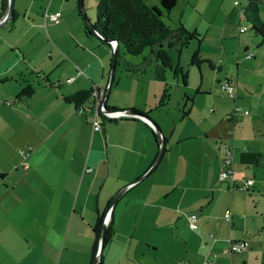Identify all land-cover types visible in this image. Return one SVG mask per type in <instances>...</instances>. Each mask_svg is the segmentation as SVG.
Masks as SVG:
<instances>
[{
    "label": "crops",
    "instance_id": "obj_1",
    "mask_svg": "<svg viewBox=\"0 0 264 264\" xmlns=\"http://www.w3.org/2000/svg\"><path fill=\"white\" fill-rule=\"evenodd\" d=\"M70 1L13 0L12 21L8 17L0 24V264H89L93 225L98 218L102 222L107 208L103 264H140L146 255L148 259L139 247L148 246V222L155 223L154 228L175 227L179 235L183 229L185 237L179 252L164 257L152 251L159 260L143 264H175L180 259L189 264H205L207 259L212 264H264L255 261L264 251V204L247 207L233 191L250 178L248 195L264 194V125L255 126L256 146L233 136L224 141L221 130L216 132L221 136L203 126L188 130L185 120L197 121L188 108L183 110V91L174 104L167 97L156 105L163 84L170 82L167 67L150 52L140 59L122 57L103 102L111 108L142 110L158 125L163 149L147 169L158 143L146 118L99 115V127L93 128L87 109L92 96L82 103L81 112L63 98L81 88L102 92L111 57L104 40L84 31ZM258 5L264 8V0ZM43 8L59 10L58 20L43 21ZM6 9L7 0H0V17ZM168 52L180 67L179 49L170 47ZM134 66L144 69L140 75L126 70ZM167 69L169 79L179 75ZM26 81L32 92L17 97ZM173 81L177 85V79ZM185 83L180 77L179 84ZM246 100L252 103L245 96L241 101ZM233 116L225 114V120L234 121L236 113ZM261 117L258 110L249 119L255 123ZM224 146L232 153V173L222 181L217 172ZM225 208L228 218L223 217ZM190 211L197 214L193 229L187 224ZM228 238H245L247 246L226 252Z\"/></svg>",
    "mask_w": 264,
    "mask_h": 264
},
{
    "label": "rangeland",
    "instance_id": "obj_2",
    "mask_svg": "<svg viewBox=\"0 0 264 264\" xmlns=\"http://www.w3.org/2000/svg\"><path fill=\"white\" fill-rule=\"evenodd\" d=\"M75 1L71 0L70 5L76 19L81 21L80 16L77 15L79 10ZM237 1L238 3L232 4V0H175L168 12L161 11L160 18L165 24L174 27L180 22L186 30L198 33L197 36L200 38L197 41L195 37H190L177 53V63L186 75V83L183 86L179 84V75L169 79L170 71L167 68L164 70L166 77L170 80L167 82L169 85L167 102L170 105L174 104L175 99L181 97L183 91L185 94L182 97L184 99L183 110L188 108L189 115L197 121V123H191L190 120H185L188 130L194 127L198 130L200 126H203L216 136L222 135L224 141H228L233 136L234 141L242 142L247 139L250 144L256 146L255 142L259 138L255 126L264 125V43H258L259 35L253 32L250 21L240 11L245 0ZM95 2L96 0H81L84 15L90 21L95 16ZM143 4L147 7L153 4L158 6L159 2L158 0H143ZM258 16L264 22V10L260 5H258ZM239 25H244L245 29L238 31ZM237 42H239L238 49ZM243 42L246 43V49L243 47ZM197 46L198 58L194 62L191 60V55ZM146 54H148L146 46L137 54L122 53L118 56L116 66L120 67L122 57L140 59ZM152 65L153 62L149 63V68H152ZM174 78L178 81L177 85L174 84ZM226 78L235 87L236 105L248 110V113L243 116L240 115V110H236L237 116L234 121L225 120V114L232 110L234 104L233 97L227 96L219 86V83ZM196 89L200 90L195 92ZM203 89L209 91L203 92ZM186 96L190 99H186ZM244 96L249 101L252 100V103L247 100L242 102ZM257 109L261 111L262 117L254 123L249 117L257 113ZM217 112H221V117L217 116ZM220 130L222 134L217 135L216 132ZM233 191L237 192L238 200L242 199L243 205L247 207H253L257 202L264 204V194L257 198L248 195V192H251L250 189L234 188ZM154 225L155 223L148 222V246L146 247L144 242H142L143 246L139 244L144 253H148V259L147 255L142 256L143 262L139 261L140 264L159 260L152 257V251L157 252L159 256L168 257L170 255L171 257L172 253L179 252L183 248L182 238L185 237V230L181 229L179 232L182 235H179L177 231H174L175 227L166 230L164 225L163 228L162 225L154 228ZM136 241L135 239V243ZM151 242L157 244L156 249H153ZM255 261L264 262V251L258 252Z\"/></svg>",
    "mask_w": 264,
    "mask_h": 264
},
{
    "label": "trees",
    "instance_id": "obj_3",
    "mask_svg": "<svg viewBox=\"0 0 264 264\" xmlns=\"http://www.w3.org/2000/svg\"><path fill=\"white\" fill-rule=\"evenodd\" d=\"M258 1L259 0H245L244 4L240 7V11L245 18L250 21L253 32L259 35L258 43H264V22L260 20L258 16ZM158 2V6L153 4L147 7L143 4V0H96L95 16L94 19L91 20V23L99 33L100 39H116V63L120 54H137L146 46L148 47V52L152 54L153 60H157L162 66L169 68L173 74L178 73L184 81L185 73H183L176 64L172 63L168 48L175 47L178 50L182 45L187 43L190 37H195L198 40L197 33L195 31L186 30L180 22L174 27L165 24L160 18L161 11L164 10L168 12L174 5L175 0H158ZM78 15H80L79 12ZM13 17L14 11L12 8L11 14L9 15L10 21H12ZM80 19L84 31L90 33L91 31H89L83 19L81 17ZM105 42L109 45L107 41ZM196 50L197 47L191 55L192 61H194L196 56ZM126 70L131 74L140 75L144 69L140 66H134L126 68ZM42 76L46 79L45 73ZM91 90L92 87L77 89L69 94L63 95V98L66 101L72 102L75 109L79 107L82 108V103L87 100L89 96H92ZM31 92L32 86L26 81L16 96H28ZM167 97L168 85L164 83L157 98L156 105L159 106L165 103ZM186 99L190 98L186 96ZM102 104L108 107L104 102ZM232 117L234 116L230 113L227 114V118L234 119ZM101 226L102 222L98 218L93 225L95 237L90 261L96 250L97 238ZM107 233L108 224L105 225L102 246L108 239ZM95 264H103L101 261V250L100 258ZM175 264L189 263L186 260L180 259Z\"/></svg>",
    "mask_w": 264,
    "mask_h": 264
},
{
    "label": "built area",
    "instance_id": "obj_4",
    "mask_svg": "<svg viewBox=\"0 0 264 264\" xmlns=\"http://www.w3.org/2000/svg\"><path fill=\"white\" fill-rule=\"evenodd\" d=\"M233 3H238L237 0H233ZM41 16L43 21L45 20H49V21H57L58 17H59V10H47L46 8H44L41 11ZM238 31H242L245 29L244 25H239L238 27ZM110 49L111 46L114 44V38H110L108 40ZM72 78V76L70 77H65V80H70ZM219 86L221 88V90L227 95V96H231L234 97L235 95V87L233 85V83L228 79H224L222 82L219 83ZM91 101L88 103L87 105V109H89L90 113H91V117H90V123L91 126L93 128H98L99 127V115H103L104 117L107 118H113V117H118V116H124V115H135L132 113H128L126 112L124 109H119V108H108L103 106L102 102L100 101V95L101 92H98L97 89L93 88L91 90ZM76 110L78 111H82L83 107H79ZM236 110H240L243 114H247L248 110L247 108H241L240 105H233L232 110L230 111V114L233 116L236 113ZM140 116V115H139ZM142 117V116H140ZM144 118V117H143ZM29 147V146H28ZM19 152H21V149H18ZM23 166L25 165L24 162H22ZM84 170H89V166H85L83 168ZM231 173H232V153L231 150L228 146H224L223 148V152H222V157H221V167L219 168L218 172H217V178L219 180H223L226 179L228 177H231ZM251 182L250 178H246L243 182L234 185V187H238L240 189H247L248 184ZM230 187L233 186V184L229 185ZM108 209H106L105 213L102 216V222L107 221V216H108ZM229 216V209L225 208L223 210V217L224 218H228ZM186 218H187V224L190 228H195L196 226V218H197V214L194 211H190L186 214ZM247 246V240L245 238H239L236 240H232V239H227L225 245L223 246V250L226 252H235V251H241L243 250L245 247ZM205 264H212L211 259H207L205 261Z\"/></svg>",
    "mask_w": 264,
    "mask_h": 264
},
{
    "label": "water",
    "instance_id": "obj_5",
    "mask_svg": "<svg viewBox=\"0 0 264 264\" xmlns=\"http://www.w3.org/2000/svg\"><path fill=\"white\" fill-rule=\"evenodd\" d=\"M12 2H13V0H7V9H6L5 13L0 17V24L2 22H4L6 19H8L9 15L11 14ZM76 3H77V7H78V10H79L80 17L85 22V24L88 27L89 31L94 33L96 36L100 37L99 33L97 32V30L93 27L91 21L88 19V17H86L84 15V12H83L82 7H81V0H76ZM109 39L110 38H104L103 40L108 42ZM116 57H117V48H116V39H114V44L111 46V57H110V63H109V72H108L107 82H106L104 90L101 92V95H100V101L102 103H103V99L105 97V94H106V92L108 90V86L110 85L112 77H113L114 66L116 64ZM123 109L126 112H128V113H132V114H135V115H138V116L140 115V116L146 118L148 120V122H150V124L152 125L153 131H154V133L156 135V139H157V143H158V149H157L156 155L154 156L152 162L150 163V165L147 168V169H149L151 166H153L155 164L156 160L161 155L162 149H163V138H162V135L160 134V130L158 128V125L156 124V122L146 112H144L142 110L131 108V107H126V108H123ZM122 189H123V187H121L118 191H116L112 195V197L109 200V205L114 201V199L116 198V196L118 195V193ZM104 229H105V222H102L100 235H99V238L97 240L96 250H95L94 256H93L90 264H95L100 258V250L102 248Z\"/></svg>",
    "mask_w": 264,
    "mask_h": 264
}]
</instances>
